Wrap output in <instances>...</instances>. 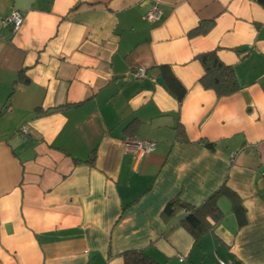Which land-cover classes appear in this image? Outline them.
Wrapping results in <instances>:
<instances>
[{"label":"crops","instance_id":"0c3cea01","mask_svg":"<svg viewBox=\"0 0 264 264\" xmlns=\"http://www.w3.org/2000/svg\"><path fill=\"white\" fill-rule=\"evenodd\" d=\"M208 51L237 91L202 86ZM262 173L264 0H0V264H264ZM222 185L243 214L221 194L198 237L163 214Z\"/></svg>","mask_w":264,"mask_h":264},{"label":"trees","instance_id":"16d2710c","mask_svg":"<svg viewBox=\"0 0 264 264\" xmlns=\"http://www.w3.org/2000/svg\"><path fill=\"white\" fill-rule=\"evenodd\" d=\"M203 27L197 28L195 32L201 31ZM199 60L203 66V75L200 78L202 86L212 88L218 96L229 95L238 90L239 83L232 67L222 63L214 51L201 53ZM167 84L170 91L174 93L178 100H181L184 89L180 88L176 80L170 75L167 76ZM208 146H211V144H208ZM221 194H227L232 201L235 200L233 192L222 185L199 206H190L182 203L178 198H174L168 201L163 214L168 215L177 209L184 208L187 215L182 224L190 233L198 237L206 232L208 228L207 217L217 219L222 215L217 204V199ZM233 208L237 215L243 214V208L235 201L233 202ZM243 221V218L239 220L240 223ZM122 258L123 264H161L139 250H125L122 252Z\"/></svg>","mask_w":264,"mask_h":264},{"label":"built area","instance_id":"2783aa9c","mask_svg":"<svg viewBox=\"0 0 264 264\" xmlns=\"http://www.w3.org/2000/svg\"><path fill=\"white\" fill-rule=\"evenodd\" d=\"M160 16V9L157 5H153L151 9L147 12L146 17L150 20L157 19ZM23 21V17L17 10H11L10 13L4 17V22L7 24H10L14 30H17ZM133 77L141 78L145 75V67L143 65H137L134 70L132 71ZM28 127L26 125H22L18 129V133L23 135L28 134ZM125 148L128 150H132L134 152H138L141 154L149 153L150 151L154 150L156 147V142L152 140H137V139H127L124 143ZM262 176H264V173H262ZM179 260H184L183 256H179ZM219 264H230L229 262H225L222 260H219Z\"/></svg>","mask_w":264,"mask_h":264}]
</instances>
